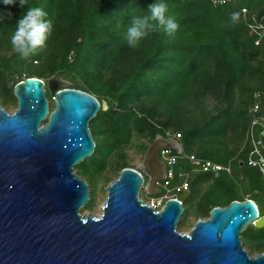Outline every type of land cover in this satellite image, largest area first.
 <instances>
[{
    "label": "water",
    "instance_id": "95a60500",
    "mask_svg": "<svg viewBox=\"0 0 264 264\" xmlns=\"http://www.w3.org/2000/svg\"><path fill=\"white\" fill-rule=\"evenodd\" d=\"M44 86L26 78L13 87L16 109L0 106V264H264V253L250 256L240 239L250 225L264 228L250 199L212 208L181 234L176 225L189 192L159 210L139 198L142 187L160 193V151L181 153L173 138L156 136L140 170L123 168L108 185L101 215L83 216L88 185L73 168L93 154L89 123L105 109L64 84L50 112Z\"/></svg>",
    "mask_w": 264,
    "mask_h": 264
},
{
    "label": "trees",
    "instance_id": "16d2710c",
    "mask_svg": "<svg viewBox=\"0 0 264 264\" xmlns=\"http://www.w3.org/2000/svg\"><path fill=\"white\" fill-rule=\"evenodd\" d=\"M259 1L257 3L256 0L253 4L255 6L251 7L252 4H240L241 0H234L223 6L212 5L209 0H165L168 14L177 19L178 30L170 37L152 33L140 41L137 47L130 48L125 39L126 26L132 17L147 14L148 5L154 0H28L26 7L40 6L47 13L46 19H53L57 25L65 22L70 28L69 35L65 34L63 37L55 29L65 48V55L57 63L51 64V70L67 79L80 81H74L69 88L96 95L98 101H106L108 109L102 111L100 108L89 123L93 135L102 134L101 140L94 141L95 149L89 157L93 164H97V169L101 164L96 159L97 153L104 157L118 149L132 132L165 137V131L151 123L144 111L139 115L125 105L137 101L152 89L156 94L155 98L164 100L168 115L175 120L174 130H180L176 134L180 135L177 141L182 147L183 156L178 157L174 166L176 175L181 167L184 171L189 168L190 163L185 157L191 155L204 161L229 165L232 155L222 148L219 137L229 130L239 131L242 136L250 125V117L246 111L245 118L242 115L239 117L241 127H237L240 122L236 121L238 115H231L229 112V95L242 78L264 81V39L255 44V36L249 32L240 12L241 8H245L250 13L264 14V0ZM88 3V8L79 13L81 6ZM24 11L18 2L5 6L0 0V27L14 28ZM233 13L237 14L235 20L232 19ZM44 51L39 50L27 59H21L17 54L9 59H0L2 89L13 101L16 100L13 87L21 74L20 64L23 61L41 59ZM70 52L73 57L69 60L67 56ZM253 64L257 68L249 67ZM100 69L118 77L116 84L112 85L117 91L113 94V90L110 91L109 88L104 98L97 97L99 91L95 86L101 76ZM258 73L261 75H257ZM26 78L42 80L40 74ZM9 81L14 83L13 87L8 86ZM56 85V90L46 88L49 98L60 89L59 81H56ZM252 95L249 96L250 103L253 102ZM203 96L225 101L226 105L217 108L215 114L200 118L199 124H196L197 120L192 121L193 113ZM260 115L264 116V97L261 98ZM217 142L214 149H209ZM198 146L202 149L191 154L190 150ZM243 161L240 172L252 182L249 189L255 190V194L248 199L257 205L259 215H263L264 189L260 183L264 182V176L257 168L249 167L245 157ZM84 164V161L81 162L77 168H83ZM232 165L235 169L239 167L236 161ZM123 168L126 167L121 170ZM223 174L226 173L217 175L216 182L229 193L227 205L233 200H245L237 197L230 185L221 183L219 176ZM211 176H214L211 172H200L198 180H206ZM181 181L182 179L175 177L172 185L176 186ZM214 200L209 195H204L197 205L198 211L208 216L212 208L218 207ZM188 201L189 197L183 205ZM248 232H251L249 236L253 239H262L264 229L251 227L243 231V234Z\"/></svg>",
    "mask_w": 264,
    "mask_h": 264
},
{
    "label": "rangeland",
    "instance_id": "374dc122",
    "mask_svg": "<svg viewBox=\"0 0 264 264\" xmlns=\"http://www.w3.org/2000/svg\"><path fill=\"white\" fill-rule=\"evenodd\" d=\"M255 1L256 0H241L240 4H252L250 5L252 7L255 6L253 5L256 3ZM259 2L260 1L258 0L257 3ZM88 6L89 3L85 4L84 6L82 5L79 9V13L82 12V9L88 8ZM59 23L60 24L57 25V22H55L54 24L53 21V31L49 36L50 40L48 39L46 42V46L44 48L45 51L42 58L36 61H23L19 66L21 74L16 78V81L20 82L26 79V77L29 75L40 74L42 76V82L45 84V91L46 88L49 87L50 84H52V82L59 81L61 83V86H64V84H67V86H69L74 83V79H67L62 74L51 70V64L57 63L61 59L62 55H65V48L60 42L58 36L59 33H56V30L61 33L59 34L61 37H63V35L65 34L69 35L70 33L68 24H66L65 22ZM14 28L0 27V59H9L15 54L12 51L10 43L11 35L15 30ZM67 57L70 60L73 57V54L70 52L68 53ZM249 67L257 68L256 64H253V66ZM99 72L101 73V76L98 78L100 82H98L97 80L95 84L96 88L99 91L97 92V97L104 98L109 88H111L110 91L113 90L112 93L115 94L117 89H113V86L114 84H116V79L118 77L112 76L109 72H106L103 69H100ZM257 75L260 76L261 74L258 73ZM76 82L79 83L80 81L78 80L75 81V83ZM2 83L3 81L1 80L0 106L7 112L12 113L16 109V100L13 101L11 98H9V94L2 89ZM13 84L14 83L12 81L8 82V86L10 87H13ZM257 90L264 92V81L261 82L257 81L256 79L250 80L248 77L239 80L232 89L231 94L229 95V100L227 101L230 104L229 112L231 113V115H238V118L236 120L237 123L240 122L237 126L238 128L241 127V115L245 118L246 111L247 113L249 112L248 110L253 103H250L249 96L252 95L251 93L253 92H259ZM152 91L153 89L150 90V93L144 95L143 97H140V99H138L137 101L128 102L125 105L127 106V108L129 107L134 109L139 113V115L144 111L145 114L148 115L149 121L151 123H153L158 129H163L165 131V137L161 135L156 136H161L164 139L171 138L173 134L180 132V130H174L173 124L176 122L172 119V116L170 117L168 115L166 110L167 108H165L164 105V100L161 98H155L156 94L153 93L154 91ZM92 96L95 97L96 95ZM46 97L49 102V111L51 112L54 109V103L51 100L53 96L49 98L48 94H46ZM200 99L201 102L198 104V108L193 113L192 118L193 122L197 120L196 124H199L198 121L200 120V118H203L205 115L208 116L210 114H215L217 108L220 109L226 105L225 101H217L209 96H203L200 97ZM99 102L106 111L108 109L106 101H104V99H100ZM200 110H203L204 112L202 113ZM44 123L45 122H43L42 124ZM90 132L94 141L102 139V134L93 135L91 130ZM244 135L245 133L241 136L239 131L232 132L229 130L228 133H226L224 136L219 137V142L222 143V148L226 151H229L232 155L229 158L231 159L229 165H226L229 166V173L224 172L226 174H223V176H219V180H221L222 184L226 183L230 185L232 187L233 193L235 192V195H237V197L248 199L250 195L255 194V190L249 189V186L250 184H252V182L247 179L239 169L244 164L243 159L244 157L246 158L248 150L247 146L245 147L244 144ZM155 137H152L148 134L140 135L137 132H132L128 140H126L118 149H114L113 151L107 153V155L104 157L97 153L96 159L101 163L100 165L98 164V169L96 166L97 164H93L89 160V157L84 160L85 164L83 168H77V166L73 168V172L76 173L77 176L88 185L89 201L87 205L80 210V213L83 216L88 214L94 217H99L101 215L102 206L106 199V188L108 187V185L118 177L122 167L140 170L139 167L143 161L145 151L147 147L153 142ZM217 144L218 142L215 144V146H213L212 148L210 147L209 149H214ZM200 149L202 148H200L199 146L193 147L190 152L191 154H196ZM158 159L159 161H165L162 157L159 156ZM234 161L238 163V169L233 168L232 163ZM179 171L183 173L182 180H186L191 187V193H189L188 195L189 201L182 205L183 213L181 214L179 222L176 225V231L180 232L181 234H185L192 228L193 224L198 219L207 218L209 216L203 214L202 212H199L197 209V205L202 197H204V195L206 196L207 194L215 199L214 202H216L218 207H226L227 201L229 200V193L225 192L220 186H218V182H216V177H218L217 175L211 176L209 178H206V180L201 181L198 180V175L200 174V172L194 169V167L191 165L186 171H184L182 167L179 169ZM144 181L147 182V178L145 176ZM260 185L264 189V182H261ZM157 195H165V191L160 190V193ZM157 195L148 194L145 188L142 187L139 193V198L145 204H147L151 199L157 197ZM251 227L254 226L250 225L245 230H249L251 229ZM249 233L251 232H248L244 235L242 232L240 235L243 248L252 257H255L260 253H264V233L262 235V239H253L249 236Z\"/></svg>",
    "mask_w": 264,
    "mask_h": 264
},
{
    "label": "built area",
    "instance_id": "2783aa9c",
    "mask_svg": "<svg viewBox=\"0 0 264 264\" xmlns=\"http://www.w3.org/2000/svg\"><path fill=\"white\" fill-rule=\"evenodd\" d=\"M212 5L223 6L232 3L234 0H226L225 3L220 4L218 0H209ZM243 22L246 24L249 32L255 36L257 45L262 39H264V14L250 13L245 8L240 9ZM264 97V92H255L253 94V103L249 108L250 125L246 131L244 144L247 146L246 164L249 167L257 168L258 171L264 176V116L260 115L261 110V98ZM53 100V97H52ZM174 140L180 138L179 134L172 135ZM159 157H162L165 161L160 162L165 165V177L161 181H156L155 186L159 190H164L165 195H157L151 199L147 205L155 210H159L163 207L164 203L168 199H175L179 201V197L189 192V184L186 180H182L180 184L173 186L172 181L175 177L182 179L183 173H175L174 166L178 157L183 156V150L181 153H174L169 149L160 151ZM191 166L199 172H211L214 175H218L221 172L229 173V166H223L213 163L211 161H204L194 156L185 157ZM182 203V202H180Z\"/></svg>",
    "mask_w": 264,
    "mask_h": 264
},
{
    "label": "clouds",
    "instance_id": "9594fccd",
    "mask_svg": "<svg viewBox=\"0 0 264 264\" xmlns=\"http://www.w3.org/2000/svg\"><path fill=\"white\" fill-rule=\"evenodd\" d=\"M5 6H12L18 2L21 9H25L15 25L10 38L12 51L21 59L37 54L46 46V42L53 31V21L46 19L47 13L40 6H27L28 0H2ZM220 4L226 0H218ZM237 14H232L235 20ZM179 24L175 16L168 14L165 0H154L147 7V14L134 16L126 26L125 39L130 48H135L140 41L152 33L173 36Z\"/></svg>",
    "mask_w": 264,
    "mask_h": 264
},
{
    "label": "flooded vegetation",
    "instance_id": "af4514ba",
    "mask_svg": "<svg viewBox=\"0 0 264 264\" xmlns=\"http://www.w3.org/2000/svg\"><path fill=\"white\" fill-rule=\"evenodd\" d=\"M159 160V159H158Z\"/></svg>",
    "mask_w": 264,
    "mask_h": 264
}]
</instances>
